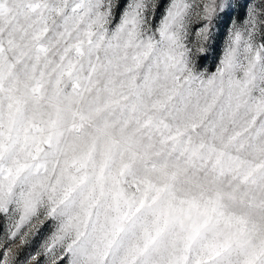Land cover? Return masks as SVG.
Masks as SVG:
<instances>
[{"label": "snow or ice", "instance_id": "1", "mask_svg": "<svg viewBox=\"0 0 264 264\" xmlns=\"http://www.w3.org/2000/svg\"><path fill=\"white\" fill-rule=\"evenodd\" d=\"M0 264H264V0H0Z\"/></svg>", "mask_w": 264, "mask_h": 264}, {"label": "rangeland", "instance_id": "2", "mask_svg": "<svg viewBox=\"0 0 264 264\" xmlns=\"http://www.w3.org/2000/svg\"><path fill=\"white\" fill-rule=\"evenodd\" d=\"M208 63L211 64V59H209Z\"/></svg>", "mask_w": 264, "mask_h": 264}]
</instances>
